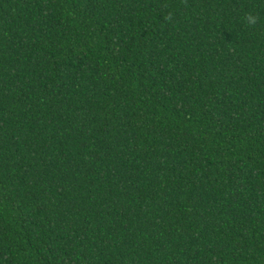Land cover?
Listing matches in <instances>:
<instances>
[{
	"label": "trees",
	"instance_id": "obj_1",
	"mask_svg": "<svg viewBox=\"0 0 264 264\" xmlns=\"http://www.w3.org/2000/svg\"><path fill=\"white\" fill-rule=\"evenodd\" d=\"M0 264H264V0H0Z\"/></svg>",
	"mask_w": 264,
	"mask_h": 264
},
{
	"label": "clouds",
	"instance_id": "obj_2",
	"mask_svg": "<svg viewBox=\"0 0 264 264\" xmlns=\"http://www.w3.org/2000/svg\"><path fill=\"white\" fill-rule=\"evenodd\" d=\"M247 20H248V23H250V24H252V25H255L256 22H257V18H256L255 16H253V15H249V16L247 17Z\"/></svg>",
	"mask_w": 264,
	"mask_h": 264
}]
</instances>
